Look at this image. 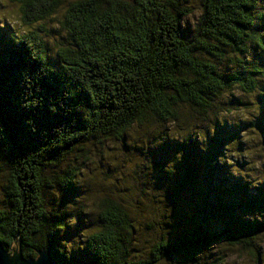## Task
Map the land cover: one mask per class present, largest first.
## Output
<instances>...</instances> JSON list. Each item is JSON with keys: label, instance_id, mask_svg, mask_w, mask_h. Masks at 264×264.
I'll list each match as a JSON object with an SVG mask.
<instances>
[{"label": "trees", "instance_id": "16d2710c", "mask_svg": "<svg viewBox=\"0 0 264 264\" xmlns=\"http://www.w3.org/2000/svg\"><path fill=\"white\" fill-rule=\"evenodd\" d=\"M8 2L21 28L0 32L5 250L57 264H264V178L249 174L264 162L248 131L264 144V115L256 125L243 107L264 105V0ZM99 172L117 185L95 194ZM73 196L86 232L75 260L56 240Z\"/></svg>", "mask_w": 264, "mask_h": 264}, {"label": "rangeland", "instance_id": "374dc122", "mask_svg": "<svg viewBox=\"0 0 264 264\" xmlns=\"http://www.w3.org/2000/svg\"><path fill=\"white\" fill-rule=\"evenodd\" d=\"M191 22L194 21V19L192 18L190 20ZM20 21L18 18V14L16 11V6L12 5L10 2H8V0H0V32L6 30L7 28L11 29H20V25H19ZM262 90H260L259 92H261ZM263 92V91H262ZM257 96H252L251 98H247L246 99V105H243L244 108H249L248 110H250V114L252 118V120H254V123L256 125H258L259 123H261L262 121L260 120V118L262 119L263 115H264V110L261 108H264V105L260 104V103H256V98ZM235 99V98H234ZM232 108L229 105H227L224 108ZM240 107L238 105H234L233 108H243ZM253 111H252V110ZM259 117L257 119H255L254 117ZM230 118V120H238V117L235 118V115L233 114L232 116H228ZM240 117V116H239ZM249 134L251 135L252 138H254V144L252 150H249L250 156L253 155V161L259 162V161H263L264 162V157L259 158L260 153L264 154V144H258L257 142L263 140V138L261 137V135L258 133L259 130L258 128L255 126L252 128V130L248 129ZM247 131V132H248ZM263 150H262V149ZM106 160V159H105ZM98 165V164H97ZM98 167V166H97ZM131 170V169H130ZM105 169L103 170V174L105 175ZM264 163L262 164V167L260 166H256L253 167V170L250 172L249 174H253V178H254V182L256 183L259 182V180L264 178ZM87 175V174H86ZM109 175V178H103L102 177V172H99L97 174V176L95 175L94 178H92L91 182L94 184V188L92 189L94 191L95 194H99L101 193L103 190H108L109 187L113 186V185H117V181L114 178H117L116 176L112 177V175ZM89 176V175H87ZM108 177V176H107ZM119 177V176H118ZM140 176L137 175V178H139ZM256 177V178H255ZM139 180V179H138ZM138 180L136 182V185L138 184ZM141 180V179H140ZM107 181H109V183H107ZM82 182V181H81ZM81 182L79 183V188H81ZM129 184V183H128ZM120 188L121 190L124 189V186L122 184H120ZM130 185V184H129ZM135 186V185H134ZM135 188V189H134ZM134 188H131V190L133 192H135L136 190V186ZM137 191V190H136ZM3 191L0 190V201L2 202L3 200V196H2ZM84 193L81 190V194L83 195L84 198ZM81 198V197H79ZM78 196H73V197H69L68 199H66V201H64L63 203L66 205L62 204V207H60V209H58L60 211V218H57L58 222L62 223V226L60 227L61 229L58 230L57 234H59L58 238L56 240H59L58 242H62V244L64 245L65 249L70 252L71 257L73 260L78 258V248H79V239L78 237L82 234H85L86 232L84 231V221H77L78 219H76V213L77 211L81 208V202H83V199L80 201ZM91 197H88L87 199H89ZM75 199V203L72 202V200ZM59 201V197H57V203ZM79 203H77V202ZM56 203V205H57ZM75 204V205H74ZM62 208V209H61ZM87 215L90 214L89 211H85ZM85 216V215H84ZM88 217L86 216V221ZM262 246L264 248V241H262ZM264 251V249H263ZM248 260H251L249 258H247ZM247 259H241L238 261L239 264H241L242 262H244V264H251V261H248ZM248 261V262H246Z\"/></svg>", "mask_w": 264, "mask_h": 264}, {"label": "water", "instance_id": "95a60500", "mask_svg": "<svg viewBox=\"0 0 264 264\" xmlns=\"http://www.w3.org/2000/svg\"><path fill=\"white\" fill-rule=\"evenodd\" d=\"M0 264H57L53 256L44 251H36L35 258H24L21 250L8 252L0 243Z\"/></svg>", "mask_w": 264, "mask_h": 264}]
</instances>
